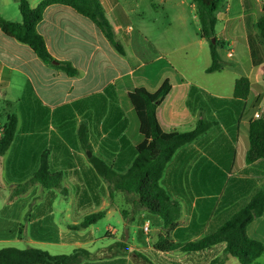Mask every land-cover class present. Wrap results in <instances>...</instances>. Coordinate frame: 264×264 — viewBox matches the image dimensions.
Wrapping results in <instances>:
<instances>
[{"label":"crops","instance_id":"0c3cea01","mask_svg":"<svg viewBox=\"0 0 264 264\" xmlns=\"http://www.w3.org/2000/svg\"><path fill=\"white\" fill-rule=\"evenodd\" d=\"M41 1L29 3L35 8ZM100 1L125 55L109 43L95 23L69 6H49L37 26L53 58L69 62L77 70L73 76L45 64L28 45L5 35L0 28V129L9 115L17 117L15 140L0 157L1 247H12L3 245L25 241L26 236L27 248L37 247L57 255L51 249L70 242L74 250L86 249L93 255L84 260L87 264H125L129 246L122 239L114 238V243L124 245L120 253L95 258L114 243L93 252L85 248L91 241L82 232L87 228L75 231L71 226L100 211L105 212L104 218L119 212L125 226L124 215L115 202L109 208L103 207L101 189H109L108 183L94 170L90 158L99 157L119 171L131 165L135 147L144 137L129 93L138 87L156 92L166 79L172 88L157 110L165 132L190 131L201 118L215 121L211 129L176 153L163 178L164 187L181 204L179 228L171 233L174 241L196 242L215 232L264 187V158L246 162L249 124L256 119V113H264V63L253 66L251 62L244 0H227L223 8L228 14L225 23H221V29L219 22L216 25L218 52L226 63L219 73L234 75L229 95L216 92V88L212 91L204 78L197 77L191 69L163 70L158 58H135L134 69L129 53V44L135 37V28L129 22L134 8L125 6L122 0ZM249 1L250 14L257 20L263 14L264 0ZM19 2L0 0V16L21 22ZM138 32L148 39L145 32ZM225 49L228 50L223 54ZM239 77L250 80L251 91L244 108L236 112L229 110L227 103ZM81 138L87 143L83 145ZM44 153L48 154L51 171L63 174L61 189H48L40 183L25 188L38 171ZM69 188L75 189L73 195L69 191L68 196L60 197L55 191L61 193ZM125 201L132 205L127 196ZM5 208L8 212L3 214ZM148 214L160 224L155 229L156 237L149 231L142 238V244L153 248L164 232L162 219ZM109 230L116 232L115 228ZM54 233L59 240L51 239ZM247 233L264 243V214L248 226ZM221 253L225 255L224 244L187 255L194 264H202V259L203 264H207L206 260L212 264ZM256 264H264V255Z\"/></svg>","mask_w":264,"mask_h":264},{"label":"trees","instance_id":"16d2710c","mask_svg":"<svg viewBox=\"0 0 264 264\" xmlns=\"http://www.w3.org/2000/svg\"><path fill=\"white\" fill-rule=\"evenodd\" d=\"M194 5L199 19L200 37L209 44L211 64L207 73L221 72L226 63L221 59L216 35L219 22L217 13L226 6L227 0H190ZM54 4L73 8L78 14L91 20L105 35L109 43L122 55H125L123 44L117 39L113 25L100 0H42L32 8L29 0H20L19 11L21 22L7 20L0 16V28L3 33L17 41L28 45L35 54L47 65L54 66L73 76L77 70L69 62L56 61L50 54L44 37L38 32L37 26L43 20L45 10ZM244 22L247 31V43L250 49L253 66L264 63V8L263 14L255 20L250 14L251 3L244 0ZM215 39V42H213ZM172 84L166 79L156 92L144 87L135 88L129 93V99L140 123V133L144 140L135 147V157L125 171L108 164L103 159L92 156L90 161L98 175L108 183L110 194L121 191L133 207L146 210L162 219L163 234H160L153 248L163 254L182 252L186 254L213 249L225 245V254L238 259L240 264H256L257 259L264 255V243L251 238L247 233L248 226L264 214V187L238 212L232 215L215 232L196 242L179 243L174 241L171 233L180 225L182 214L181 204L174 200L162 181L169 163L176 153L184 146L196 141L215 125L214 120L201 118L195 128L187 132H165L158 119L159 105L170 93ZM251 91V83L247 77L235 80L231 101L227 103L229 110L239 112L244 108ZM17 132V117L9 115L0 136V157L11 147ZM84 144L87 141L81 138ZM264 158V113L249 124V149L246 162L254 163ZM63 174L52 172L48 154L41 157L40 166L35 175L27 182L25 188L40 183L48 189H61ZM95 190V189H93ZM105 216L104 211L92 213L85 217L79 225H73L75 231L96 224ZM55 234V233H54ZM51 237L59 240L57 234ZM124 247L116 242L107 249L100 251L95 258L115 256ZM108 254V255H106ZM93 255L86 249H76L70 254L53 255L39 248L19 249L7 247L0 249V264H87L84 260ZM217 261L213 262L215 264Z\"/></svg>","mask_w":264,"mask_h":264},{"label":"rangeland","instance_id":"374dc122","mask_svg":"<svg viewBox=\"0 0 264 264\" xmlns=\"http://www.w3.org/2000/svg\"><path fill=\"white\" fill-rule=\"evenodd\" d=\"M125 6H133L134 12L130 13V23L135 28L134 39L129 44V53L133 57V68L137 69L135 58L155 60L161 65L163 70L167 71L175 68L178 70L191 69L197 77L204 78L214 91L221 92L224 95L232 93V84L234 75L230 72H215L207 74L204 69L210 64L211 57L209 44L199 36V19L196 14L194 5L190 0H122ZM219 23H225L227 17L225 9L218 11ZM88 21V20H87ZM219 24V25H220ZM222 25L219 29L222 28ZM143 31L147 34L148 39L138 32ZM225 49L223 54H226ZM251 63V62H250ZM141 71H138L139 75ZM221 81V83H218ZM244 161V160H243ZM55 191L60 197L74 194L75 189H64L60 193ZM126 195L122 192H114L110 196V191L106 187L101 189V199L103 207H108L115 202L116 208L124 215V226L122 215L117 212L111 216L99 220L96 224L83 230L87 241L85 248L97 252L99 249L110 246L115 242V237L122 239L128 246L125 264H194L192 258L181 252H173L170 254L157 253L153 248H148L142 244L144 235V226L149 223V235L156 237L160 228V224L154 221L148 212L144 209L133 207L125 201ZM59 211L60 207H56ZM3 210V209H2ZM8 211L5 208L2 213ZM85 218V217H84ZM84 220V219H83ZM81 220V222L83 221ZM80 222V223H81ZM24 224L26 222L23 221ZM115 228L116 232L112 234V230L107 232L108 228ZM154 230V231H153ZM18 232V230H17ZM107 235L109 237L106 236ZM67 238V237H66ZM65 238V239H66ZM27 237L25 236V241ZM24 240L16 243H9L3 246H12L20 249L27 248L29 245ZM153 241L151 240V246ZM0 248H5L1 247ZM37 248V247H36ZM76 247L70 242H61L51 249L55 254L72 253ZM148 248V249H146ZM108 255V254H106ZM108 257V256H107ZM203 264V259L199 260ZM217 264H240L237 258L229 257L224 253L217 256ZM209 264V260H206Z\"/></svg>","mask_w":264,"mask_h":264},{"label":"built area","instance_id":"2783aa9c","mask_svg":"<svg viewBox=\"0 0 264 264\" xmlns=\"http://www.w3.org/2000/svg\"><path fill=\"white\" fill-rule=\"evenodd\" d=\"M228 56L230 57V56H232V52H228ZM260 115L261 114H259V113H256L255 114V118L257 119V118H259L260 117ZM2 135V129H0V136ZM149 223H147V224H145V226H144V232L145 233H148L149 232Z\"/></svg>","mask_w":264,"mask_h":264},{"label":"water","instance_id":"95a60500","mask_svg":"<svg viewBox=\"0 0 264 264\" xmlns=\"http://www.w3.org/2000/svg\"><path fill=\"white\" fill-rule=\"evenodd\" d=\"M213 42H215V39H213Z\"/></svg>","mask_w":264,"mask_h":264}]
</instances>
